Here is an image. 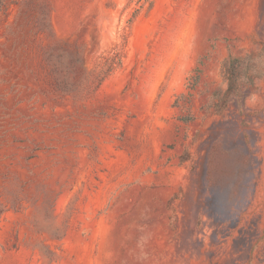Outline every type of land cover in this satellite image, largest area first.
I'll list each match as a JSON object with an SVG mask.
<instances>
[{"label": "rangeland", "instance_id": "374dc122", "mask_svg": "<svg viewBox=\"0 0 264 264\" xmlns=\"http://www.w3.org/2000/svg\"><path fill=\"white\" fill-rule=\"evenodd\" d=\"M0 264H264V0L1 12Z\"/></svg>", "mask_w": 264, "mask_h": 264}, {"label": "trees", "instance_id": "16d2710c", "mask_svg": "<svg viewBox=\"0 0 264 264\" xmlns=\"http://www.w3.org/2000/svg\"><path fill=\"white\" fill-rule=\"evenodd\" d=\"M12 4H14V0H0V13H7ZM106 78V75L101 78V81H103Z\"/></svg>", "mask_w": 264, "mask_h": 264}]
</instances>
